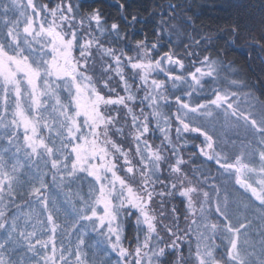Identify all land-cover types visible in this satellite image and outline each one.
<instances>
[{
	"label": "trees",
	"instance_id": "obj_1",
	"mask_svg": "<svg viewBox=\"0 0 264 264\" xmlns=\"http://www.w3.org/2000/svg\"><path fill=\"white\" fill-rule=\"evenodd\" d=\"M77 3L78 17L98 10L105 23H118L119 32H124L128 40L145 43L157 41V21L161 18L158 15L163 8L181 11L184 7L187 26L191 27L188 35L194 34L201 54L217 63L216 78L204 80L199 96L192 94L194 103L212 99L215 91L224 95L247 92L253 105L251 111L245 109L243 113L258 120L264 115V0H77ZM53 4L55 0H0V45L9 54L22 57L37 76L38 85L35 96L24 75L19 74L17 84L13 85L0 77V264H126L112 249L105 231L96 221L87 219L100 189L90 170L94 158L85 149L92 125L82 111L84 108L81 109L82 95L69 77L58 79L50 73L51 53L46 47L49 40L45 37L43 44L42 37L35 38L29 28L25 30L31 19L38 13L44 15L45 8L50 9ZM154 93L158 97L152 99L151 121L147 125L151 129L146 133L151 142L165 145L167 132L177 131L182 142L193 143L196 128L212 135L203 118L193 124L181 118L177 100L186 101L181 89H165L162 95L154 89ZM19 111L36 130L41 146L36 152L25 143L23 131L15 133L13 123L20 116ZM147 142L141 143V150L151 144ZM186 149V159L192 158L190 168L202 177L216 179L220 190L216 186L215 194H222L223 168L215 164L213 156L207 159L197 154L191 144ZM145 155V160H149ZM156 164L150 160L152 172L158 176ZM193 183L198 182L195 179ZM235 183L228 195L237 192L248 195ZM191 206L185 200L178 201L181 219L186 218ZM205 206L195 221L189 223L191 240L181 239L168 246L161 264H186L189 258L194 263L199 256L206 260L226 255L232 245L231 231L242 225L258 240L254 249H245L242 264H264V248L256 246L264 236L258 233L264 219L256 215L251 219L250 213L243 212L238 195L223 208L213 203ZM127 225L126 239L131 244L144 238V229L132 223ZM208 230L212 234L215 231L216 236L213 234L214 239L205 241Z\"/></svg>",
	"mask_w": 264,
	"mask_h": 264
},
{
	"label": "rangeland",
	"instance_id": "obj_2",
	"mask_svg": "<svg viewBox=\"0 0 264 264\" xmlns=\"http://www.w3.org/2000/svg\"><path fill=\"white\" fill-rule=\"evenodd\" d=\"M77 5V0H55V5L45 8L44 15L38 13L25 30L29 28L35 38L42 37L43 44L49 40L46 47L51 53L50 73L58 79L69 77L82 95L81 109L84 108L82 111L92 125L85 149L94 158L90 170L100 189L87 219H93L105 231L116 254L126 264H161L168 246L176 245L181 239L191 240L188 226L191 220L195 221L202 206L207 208L213 203L223 208L237 195L243 212L250 213L251 219L256 215L263 220L264 115L258 120L243 113L245 109L252 110L250 94L226 95L232 107L213 109L220 116L219 124L226 127L219 129L222 136L207 127L214 133L211 149L205 137L197 132L193 143L182 142L177 131L167 132L165 145L161 146L146 135L151 129L147 125L151 121L152 99L158 97L154 89L160 95L165 89H181L186 101L178 99L177 108L181 118L193 124L203 118L197 112H204L206 108L193 111L198 104L194 103L192 94L199 96L204 80L217 76V63L201 54L194 34L189 36L191 27L187 26L188 14L183 11L184 7L181 11L163 8L158 15L161 18L157 21V41L145 43L128 40L124 32H119V24L105 23V17L98 10L78 17ZM197 68L201 72H195ZM192 73L199 83L192 79ZM19 74L24 75L32 93L38 96L35 73L21 56L9 54L0 45V77L13 85L17 84ZM185 104L190 107H184ZM19 115L13 123L15 133L23 131L27 146L32 151L35 148L34 152L40 150L34 126L28 124L25 114ZM147 140L152 145L141 150V143ZM190 144L197 149V154L207 159L213 156L215 164L223 168L222 194H215L216 186L220 190L216 179L202 177L190 168L192 158L186 159V147ZM44 149L50 153L45 145ZM145 153L149 160H145ZM150 160L157 163L158 176L153 174ZM193 179L198 182L196 185ZM235 181L248 195L239 192L228 195ZM180 200L192 204L183 219L177 208ZM101 217H104L103 224ZM130 223L145 232L143 239L137 238L132 244L125 234ZM244 228L242 225L231 231L232 245L226 255H212L206 260L199 256L194 263L189 258L186 264H242L246 259L245 249H254L253 244L258 242ZM258 231L264 233V226ZM205 234V241L214 237L209 230ZM263 243L264 236L256 246L264 248Z\"/></svg>",
	"mask_w": 264,
	"mask_h": 264
},
{
	"label": "snow or ice",
	"instance_id": "obj_3",
	"mask_svg": "<svg viewBox=\"0 0 264 264\" xmlns=\"http://www.w3.org/2000/svg\"><path fill=\"white\" fill-rule=\"evenodd\" d=\"M114 27H116V26L114 25ZM177 62L181 63L179 60H177ZM181 66H183L182 63H181ZM195 72H201V69L197 68L195 70ZM191 76H192L193 80H196L195 73H192ZM196 83H199V80H196ZM229 99L230 98L228 96L224 95L220 91H215V94L213 95L212 99L196 105V108H194L192 110L196 111L197 109H200V108H206V111L197 112V115L203 117V121L207 125V127L211 128L213 131H216L218 135L222 136L223 132L219 131V129L226 127V124H224V125L219 124L220 116L213 109L223 110L224 107L231 108L232 105L230 103H227V101ZM209 105L211 106L210 108L207 107ZM184 107H190V106L185 104ZM186 127H187V125H186ZM194 131H196L197 133H199L205 137L206 141L208 142L207 147L209 149H211L213 147L214 138L211 134H209V132L204 131L201 128H196V129H194ZM33 151H35V148L33 149ZM73 167H75V165ZM224 167H233L234 168L235 166L234 165H226ZM36 191L39 192V189H37ZM186 194L187 193H185V195ZM92 215L95 216L96 213L93 212ZM100 219H101V224H103L104 217H101ZM233 247H235V244L233 245Z\"/></svg>",
	"mask_w": 264,
	"mask_h": 264
}]
</instances>
